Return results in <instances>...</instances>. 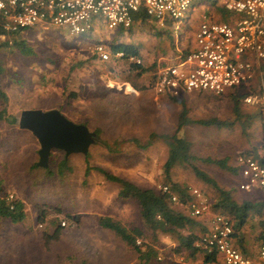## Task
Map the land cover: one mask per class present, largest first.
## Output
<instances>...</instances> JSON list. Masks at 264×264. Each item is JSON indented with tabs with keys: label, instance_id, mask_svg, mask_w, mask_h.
I'll use <instances>...</instances> for the list:
<instances>
[{
	"label": "rangeland",
	"instance_id": "rangeland-1",
	"mask_svg": "<svg viewBox=\"0 0 264 264\" xmlns=\"http://www.w3.org/2000/svg\"><path fill=\"white\" fill-rule=\"evenodd\" d=\"M204 10L217 21L233 17L218 5ZM201 13L190 21L182 19L179 25L160 27L150 20L120 32L107 30L98 19L90 37H72L54 27L0 36V112L4 111L0 120V184L5 195L12 194L24 204L26 215L17 225L0 222V264H137L136 253L95 221L111 217L128 229L144 231L137 205L121 200L119 185L106 181L95 169L160 192L169 187L163 173L167 159L164 137L176 135L189 141L196 167L229 192L236 203L264 199L258 192H236V174L212 163L232 161L241 152H264L262 114L242 103V97L257 88L259 78L248 89H229L220 97L193 93L171 99L157 96L152 89L157 69L191 49ZM222 15L226 17L222 19ZM98 41L137 49L145 72L139 76L129 71L126 60L103 64L93 59ZM19 45L32 54H21ZM235 105L239 116H235ZM38 107L58 110L71 122L98 132L100 142L91 145L86 156L65 157L62 151H53L46 169L35 167L39 145L30 132L18 128L17 121L22 111ZM183 108L190 123L177 132ZM210 121H219L224 127L201 124ZM147 143L142 150L139 145ZM62 159H67L68 169L59 175ZM168 179L199 191L213 210L215 190L197 179L189 167L175 166ZM180 211L190 216L187 207ZM247 217L243 237L251 252L257 247L262 226L253 212ZM61 223L65 226L55 238L56 226ZM145 241L156 251L150 264H178L179 258L187 264H202L201 256L188 252L175 256L170 237L159 235L154 242L146 233Z\"/></svg>",
	"mask_w": 264,
	"mask_h": 264
},
{
	"label": "built area",
	"instance_id": "built-area-1",
	"mask_svg": "<svg viewBox=\"0 0 264 264\" xmlns=\"http://www.w3.org/2000/svg\"><path fill=\"white\" fill-rule=\"evenodd\" d=\"M216 5L232 14V19L217 21L204 10ZM199 11L203 13L191 49L157 69L153 75L154 93L173 99L193 93L220 97L229 89H248L259 78L257 88L246 93L242 103L262 114L264 133V0H0V33L17 35L32 28L45 31L54 27L72 37H90L98 19L107 30L127 31L142 17L163 27L179 25L184 18L190 21ZM93 51L101 62L112 58L101 41L94 44ZM123 57V53L114 54L116 59ZM129 62L141 64L135 58ZM236 164L237 190L264 196V152L258 158L241 152ZM161 192L170 194L167 186ZM188 192L193 199L187 203L190 216L206 218L205 231L194 245L198 254L213 257L211 264H264V237L255 251L242 253L234 244L229 218L211 212L196 189ZM4 200L13 210L14 195L7 194ZM170 201L178 203L175 195ZM178 264L187 263L179 258Z\"/></svg>",
	"mask_w": 264,
	"mask_h": 264
},
{
	"label": "trees",
	"instance_id": "trees-1",
	"mask_svg": "<svg viewBox=\"0 0 264 264\" xmlns=\"http://www.w3.org/2000/svg\"><path fill=\"white\" fill-rule=\"evenodd\" d=\"M147 21H150V19L146 17H142V19L140 20L141 23H145ZM136 23L139 22L135 20L133 26L136 25ZM130 29H128L127 31H129ZM115 31L120 32L123 30ZM105 45H107L106 47L110 51V54L112 56L111 60L113 62L115 61L114 59H116L114 58V54L116 53H123L124 55L122 59L116 60H126L129 62L130 58L139 59V53L137 49L133 47H130L128 45H116L115 43H110V45L105 43ZM18 49L23 55L32 54L29 49H25L22 45H19ZM92 58L97 59L100 63H103L99 60L98 55L94 51ZM109 62H105L103 64ZM129 71H135L139 76H141L145 72L141 64L136 65L135 63L131 62H129ZM2 98L5 100L4 96ZM234 113L235 116H239V111L236 105L234 107ZM3 114L4 111L2 113L0 112V120L3 118ZM186 116L187 112L183 108L179 115V123L176 130L177 132H179L182 127L190 123ZM201 124L205 126L213 125L217 128L224 127L223 123L219 121H210ZM95 133L98 134V132ZM164 140H166L167 146V159L163 166V173L165 175V178H167L166 181L169 184V187H167L169 188L170 194L162 193L161 191L156 192L153 189H142L132 184L131 182L115 177L100 168L95 169L96 172L101 174V176L106 181L119 185L118 196L121 200H132L136 203L144 231L140 228L128 229L120 222L114 220L111 217H99L97 219L98 226L101 229L112 233L114 237H116L123 244L129 247L130 250H133L137 255V264H150L152 259H154L156 256L154 247H151L145 241L146 233L154 242L158 240L159 235L170 237L172 241L171 243H173L175 246L172 248V253L175 256H180L183 252H188V254L191 256L196 255L198 252L194 245L201 233L205 231L204 225L206 218H195L187 216L184 211H180L186 208L187 203H189L193 199L192 197H190V194L188 192L189 189L187 187L173 183L168 179L171 170L175 166L185 165L192 170L197 179L211 186L215 190L216 203H214L213 210L211 209V211H216V209L220 210L216 212L229 218L233 227V240L235 246L242 253H250V251L245 247L244 244L243 229L248 221V213L253 212L254 214H256L258 219H260L259 225L262 226L260 234L256 238L258 246L262 238L264 237V199L249 202L246 201L242 202L241 204L236 203V201L230 196L229 192H226L225 190L219 188L215 181L207 173L199 170L196 167L197 159L196 157H194V155H192L191 143H189V141H187L185 138H179L176 135L172 136L171 138L164 137ZM262 142L264 146V136ZM133 143L136 144L137 141H134ZM148 145L149 143L143 146H139L142 150H145ZM245 153L253 156L254 158H258L261 155L260 153L256 154V152ZM66 163L67 159H62L59 163V175H63V172L68 169L66 167ZM212 163L222 169L232 171L226 165L227 161H213ZM36 166L37 165H35V167ZM44 172L47 173L48 171L45 170ZM233 172L236 174V176L238 175L236 169H234ZM1 186L2 185L0 184V222L7 221L15 225L22 223L26 217L24 204L21 201L16 200L13 202V210H10L4 200L5 194L3 193L4 191ZM235 190L236 192L238 191L237 188H235ZM171 195H175L177 197L178 203H172L170 201ZM173 205H178L182 209L175 210L172 207ZM61 228L62 227L59 225L56 226L54 234L55 238L60 235V231L62 230ZM138 239H140L141 242ZM137 241L139 242V244L137 243ZM212 262L213 257H209L207 255H204L202 257V264H211Z\"/></svg>",
	"mask_w": 264,
	"mask_h": 264
},
{
	"label": "water",
	"instance_id": "water-1",
	"mask_svg": "<svg viewBox=\"0 0 264 264\" xmlns=\"http://www.w3.org/2000/svg\"><path fill=\"white\" fill-rule=\"evenodd\" d=\"M20 130L28 131L36 139L39 150L37 167L46 169L53 151H62L65 157L72 154L86 156L91 145L100 137L85 125L65 118L58 110H24L17 121Z\"/></svg>",
	"mask_w": 264,
	"mask_h": 264
},
{
	"label": "crops",
	"instance_id": "crops-1",
	"mask_svg": "<svg viewBox=\"0 0 264 264\" xmlns=\"http://www.w3.org/2000/svg\"><path fill=\"white\" fill-rule=\"evenodd\" d=\"M224 17H226V15L224 16V15H222V19H224ZM114 88V87H113ZM112 87H111V91H112V89H113ZM115 90H117V89H114V91ZM112 91L113 93H115V92H117V91ZM31 110H44V108H42V107H38V108H35V109H31ZM24 131V130H23ZM28 132V131H27ZM227 166H228V168L231 166V170L233 171L234 169H236V171H237V174H238V167H237V164H236V156L234 157V160L232 159V161H229V160H227ZM237 178H238V175H237ZM91 216V215H90ZM95 221H96V225H98L97 224V218H95ZM15 225V224H14ZM17 225V224H16ZM103 230V229H102ZM106 231V230H105ZM196 256H201L200 254H196ZM202 257V256H201Z\"/></svg>",
	"mask_w": 264,
	"mask_h": 264
}]
</instances>
